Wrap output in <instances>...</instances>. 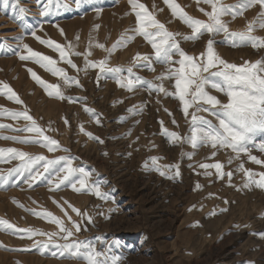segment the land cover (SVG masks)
Wrapping results in <instances>:
<instances>
[{
	"label": "rangeland",
	"instance_id": "374dc122",
	"mask_svg": "<svg viewBox=\"0 0 264 264\" xmlns=\"http://www.w3.org/2000/svg\"><path fill=\"white\" fill-rule=\"evenodd\" d=\"M140 2L169 31L191 35V29L172 15L164 0ZM175 2L188 15L198 19L207 20L199 8L211 10L207 4H197L196 0ZM221 2L239 5L241 0ZM12 3L10 0V6L5 10L0 0V45L16 49L28 44L34 51L56 59L57 66L64 68L68 75L77 77L81 86H64L62 80L33 61H22L11 52H0V82L8 84L23 101V104H18L0 94V124L9 126L0 128V137L35 135L18 131L30 122L23 118L13 119L10 115L27 109L45 134L59 141L61 150L49 152L38 143H20L10 139H0V149L16 148L31 156L42 155L48 159L70 156L73 167H84L90 171L89 183L100 181L101 191L112 199L102 200L86 190L77 193L67 182L55 189L59 177L54 173L49 175L51 167L49 172H43L44 162L41 161L35 165L34 171L43 175L33 182L32 187H29L27 171L10 177V186L0 187V218L18 229L58 232L57 225L34 215V212H51L72 229L74 236L71 239L92 240L98 249L105 243H114L113 251L125 257L122 264H264V237L260 235L264 234V190L255 187L245 189V174L237 171L242 163L245 169L264 172V164H256L249 159L252 155L264 161V152L258 146L252 147L249 154L241 153L239 159L229 163L230 157L235 156L230 149L219 150L212 156L214 150L208 147L194 150L190 144H171L163 128L178 132L182 137L190 134L191 115L184 116L178 100L165 97L163 93L150 94L144 87L130 92L121 88L114 78H104L99 69L89 68L85 72L84 55L71 56L81 69L77 72L60 61L58 53L40 44L25 27L30 25L42 39L50 38L61 44L71 42L82 54L89 51L90 39L93 45L103 43L110 49L122 34L131 35L136 26V17L128 0H79V3L61 0L59 5L50 6L51 11L47 15L42 14L43 5L39 0H20L18 8L28 9L22 20L13 19L18 8L14 12ZM64 4L68 7L65 8ZM260 11L257 5L235 19L231 15L223 19L230 31H244L249 22L257 20ZM60 29H63V35ZM253 35L264 37V29L257 28ZM76 37H79L78 41ZM208 39L209 36L205 35L199 41H181V47L189 55L199 56L205 51ZM215 39L216 51L230 63L241 65L264 57V49L231 47L224 42L223 34ZM137 53H153L151 45L140 36L126 47L118 48L110 57L105 50L93 46L88 59L98 61L107 57L109 66L127 68ZM24 54H27L26 50ZM154 66L155 72L142 68H134V71L147 80H154L164 71V66ZM28 69L49 83H60L64 95L72 97V100L48 96ZM164 83L169 91L174 90L173 81ZM211 93L226 99L215 90ZM141 107L142 112L139 111ZM85 108L99 114V124ZM5 109L9 111L4 112ZM194 110L190 109V114ZM197 114L214 120L207 112ZM87 132L99 139L89 138L85 134ZM63 148L70 151L64 152ZM192 152L196 154L191 159L184 155ZM152 157H160L161 165L179 164L180 176L168 179L152 170ZM217 162L224 165L225 172L233 173L231 181L227 176L218 178L215 169L208 170L212 176L203 175L205 170L199 167L201 163ZM20 163L19 160L0 161V176L8 175ZM146 163L148 167H145ZM198 184L200 188L196 187ZM149 200L153 203L149 204ZM69 205L86 216H77ZM213 212L216 214L211 215ZM67 216L81 224L80 232L75 231ZM87 216L92 217V223L87 221ZM35 240L46 241L47 237L29 239L21 232L0 230V264H84L81 260L52 256L51 251L58 252V249L51 245L41 253L32 247ZM55 240L64 243L59 237Z\"/></svg>",
	"mask_w": 264,
	"mask_h": 264
},
{
	"label": "snow or ice",
	"instance_id": "6c2138e0",
	"mask_svg": "<svg viewBox=\"0 0 264 264\" xmlns=\"http://www.w3.org/2000/svg\"><path fill=\"white\" fill-rule=\"evenodd\" d=\"M43 5L42 14L47 15L51 8L50 6L59 5L61 0H39ZM79 3V0H76ZM197 4L204 3L210 7V11L204 8H199L207 17V20L198 19L188 15V13L175 2V0H164V3L170 8L172 15L179 18L185 25L191 29V35H184L179 32L169 31L165 24L161 23L153 12L149 11L144 3L140 0H128L131 7V12L135 14L136 26L132 29V34H122L121 38L113 44L112 48H106L103 43L93 45L92 40H89V51L80 53L75 50L76 45L71 42L66 44L58 43L52 39H42L36 34L30 25L25 27L30 30V34L39 41L40 44L52 49L59 55V60L69 65L72 69L79 72L81 69L73 62L71 56L84 55L85 65L83 71L87 72L89 68L99 69L104 78H114L121 88L128 91H133L138 87H144L150 94L163 93L165 97H172L179 101L182 106L184 116L187 118L191 115L190 134L187 137H182L178 132H170L167 128H163L164 135L173 145L190 144L196 150L208 147L212 150V156H215L219 150L230 149L235 156L230 157L229 163L234 159H239L241 153L249 154L252 147H259V150L264 152V57L256 61H245L241 65L230 63L223 59L216 51L215 37L223 34L224 42L231 47H248L260 50L264 49V37L253 35L257 28L264 29V0H241L239 5H224L221 0H196ZM20 0H13L11 5L14 12L17 11ZM4 9L10 6V0H2ZM259 5L261 11L256 21L249 22L244 31H230L228 23L223 19L226 15H231L233 19L238 15H243V12L249 8ZM65 8L67 4L63 5ZM100 11V9H97ZM28 9L23 7L18 8V13L13 19L22 20ZM99 25L96 26L98 30ZM63 35V29H60ZM205 35L209 36L204 52L199 56L189 55L182 47L181 41H199ZM137 36L151 45L153 49L152 55H141L137 53L133 57L131 66L127 68L117 66H109L108 58L98 61L88 59L91 56V48L99 47L108 53V57L112 55L120 47H126L134 41ZM79 40V37H76ZM26 50L27 54H24ZM11 52L18 55L22 61L31 60L40 65L47 72L58 77L63 81L64 86L70 87L75 85L81 86L80 81L75 76L68 75L67 71L58 67V61L51 56L44 55L38 51H34L28 44L13 49L5 48L0 45V52ZM178 57V59H176ZM154 65L164 66V71L155 77L154 80H147L138 75L134 68H142L151 72L156 71ZM32 78L40 84L48 96L59 100H72V97H66L62 91L60 83H49L42 79L35 71L28 69ZM127 73V75H124ZM100 77H97L99 80ZM157 81L159 83H157ZM165 81H173V91H169L165 87ZM215 90L217 93H222L226 98L222 100L211 93ZM0 94H3L7 99L18 104H23L20 97L12 90V88L3 82H0ZM195 110L190 114V109ZM143 108L139 109L142 112ZM4 112L9 110L5 109ZM86 112L92 113L96 118V123H100L99 114H96L93 109L85 108ZM165 111H168L165 109ZM207 112L213 119H208L197 113ZM2 114V113H0ZM13 119L23 118L30 123L24 129L18 131H26L34 133L32 137H0V139H10L20 143H38L46 148L49 152L61 150L59 141L45 134L44 129L25 109L22 112H11ZM171 115V113H169ZM215 121V122H214ZM67 124V120H65ZM176 121L173 119V124ZM163 125V122L161 121ZM9 127L8 125L0 124V128ZM50 127V126H49ZM81 131L83 126L81 125ZM91 139H99L91 132L85 133ZM130 134V133H129ZM102 142V141H101ZM64 152H69L67 148L62 149ZM7 154V155H6ZM106 154V153H105ZM196 153L184 154L191 159ZM152 170L158 172L161 176H166L168 179H175L180 176L179 164L161 165L160 157H152ZM249 159L256 164H264V161L257 159L256 156L249 155ZM19 160L20 165L11 169L6 176H0V187L9 185L10 177L14 175H23L28 172L27 180L29 187H32L34 181L38 180L43 173L34 171L35 165L43 161V172H52L59 177V181L55 183L54 188L59 189L61 185L68 183L71 188L79 193L87 191L96 197L108 201L112 197L108 193L101 191V182L96 181L89 183L92 173L84 167H73V158L70 156H61L57 159H48L45 156H31L27 152L20 151L16 148L0 149V161ZM145 167H148L147 163ZM200 168L204 169L203 175L212 176L213 173L209 169H215L218 178L224 179L225 176L231 181L233 173L225 172L224 165L217 163H201ZM237 171L243 172L246 177V182L243 187L252 189L253 187L264 190V172L255 173L245 169L241 163ZM63 173V176H61ZM171 173V174H169ZM48 180L47 177H45ZM51 184L52 181L48 180ZM79 185V186H78ZM200 188L198 184L196 186ZM18 203V202H17ZM23 207V205H19ZM72 211L77 216H86L79 209L69 205ZM32 211V210H29ZM227 211V209H221ZM213 212L211 215H215ZM38 217H44L49 222L58 226V232H43L38 229H18L9 221L0 218V230L12 231L13 233H24L27 238L31 239L35 236H46V241L35 240L32 247L37 248L43 253L49 249L51 245L57 251H51L52 256L59 255L66 259L81 260L84 264H122L125 259L123 254H116L113 251L115 244H107L101 248H97L96 243L92 240H75L71 239L74 232L71 228L65 226L63 219L53 215L51 212H34ZM67 215V213H65ZM110 218V217H106ZM67 219L72 223L75 231H81V224L72 220L71 216ZM87 221L92 223V217L87 216ZM264 237V234H260ZM59 237L64 243H58L55 238ZM25 251L29 249H24Z\"/></svg>",
	"mask_w": 264,
	"mask_h": 264
},
{
	"label": "bare ground",
	"instance_id": "6f19581e",
	"mask_svg": "<svg viewBox=\"0 0 264 264\" xmlns=\"http://www.w3.org/2000/svg\"><path fill=\"white\" fill-rule=\"evenodd\" d=\"M256 56V55H255ZM162 181V180H161ZM165 181V180H164ZM163 181V182H164ZM165 183V182H164ZM163 184V183H162ZM165 185V184H164ZM177 185V184H176ZM175 186V185H174ZM176 187V186H175ZM153 203L152 201L149 200V204Z\"/></svg>",
	"mask_w": 264,
	"mask_h": 264
}]
</instances>
